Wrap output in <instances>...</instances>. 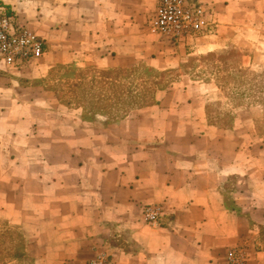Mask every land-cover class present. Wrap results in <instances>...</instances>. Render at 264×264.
Returning <instances> with one entry per match:
<instances>
[{
  "label": "crops",
  "instance_id": "0c3cea01",
  "mask_svg": "<svg viewBox=\"0 0 264 264\" xmlns=\"http://www.w3.org/2000/svg\"><path fill=\"white\" fill-rule=\"evenodd\" d=\"M204 1L215 29L174 42L150 30L158 0H0L45 41L0 74V218L34 239L37 264L99 251L110 264H226L232 248L264 264V106L235 91L239 70H264V0ZM194 57L215 71L192 73ZM67 64L180 73L106 123L37 83Z\"/></svg>",
  "mask_w": 264,
  "mask_h": 264
},
{
  "label": "built area",
  "instance_id": "2783aa9c",
  "mask_svg": "<svg viewBox=\"0 0 264 264\" xmlns=\"http://www.w3.org/2000/svg\"><path fill=\"white\" fill-rule=\"evenodd\" d=\"M213 6L204 0H158L150 21L152 33L181 42L190 37L212 32L216 24L212 20ZM44 38L26 24H21L0 7V68H20L41 58L45 52ZM145 220L159 223L161 209L148 205ZM111 256L99 251L88 264H110ZM226 264H250L242 248H232Z\"/></svg>",
  "mask_w": 264,
  "mask_h": 264
},
{
  "label": "rangeland",
  "instance_id": "374dc122",
  "mask_svg": "<svg viewBox=\"0 0 264 264\" xmlns=\"http://www.w3.org/2000/svg\"><path fill=\"white\" fill-rule=\"evenodd\" d=\"M236 51V50H235ZM217 55H211L207 58L217 59ZM205 57H194L192 60V65L194 66L192 70V73L198 69L201 64L203 65V68H200L197 75L205 73L206 72H214L215 69H212L211 67H206L207 63L205 60H207ZM201 60V61H200ZM223 62L217 63V66L219 70L223 72L229 71L226 67H221L224 63V58L222 60ZM196 66V68H195ZM123 69H137L140 71L141 76L143 79H139V83H143L145 85V89H143L142 94L145 93L148 97L149 103L154 102L155 93L159 89L166 88L170 85L171 81L176 79L179 75L178 69H169L166 71H159L156 70L154 67H150L145 64H138L135 65L132 68H123ZM103 70L88 66V67H77L73 64H67V65H59L54 67L47 77H44L37 81V83L42 84L44 88L54 91L59 99L61 100L62 104L65 106H68L69 108H81L80 105L84 104L86 101H83V98L85 97L86 100L95 103L94 106H100L101 101H99V92L101 91V86L99 88ZM251 72H257L260 73L262 70H250ZM264 71V70H263ZM11 68H0V74L6 75V76H13L11 73ZM228 81H231L230 79ZM137 82V80H136ZM93 85V86H92ZM96 86V87H95ZM95 87L94 93H92L94 96L87 97L85 96L87 91H90V88ZM226 87V86H225ZM227 88V87H226ZM244 87L241 86L240 88L236 89L235 91H243ZM247 92V90H245ZM226 89V93H228ZM84 96V97H83ZM242 102V101H240ZM237 103V102H236ZM13 116V115H12ZM97 120H102L104 117L102 116H96ZM34 215V214H31ZM12 231H18L22 234V247L21 251L24 253V257L20 261H14L9 264H37L35 259V249L34 245H30L28 240H30L34 244V239L27 237L24 234V231L22 228L18 225L10 224L7 220L0 218V233H4L5 237L0 238V252L3 251V253H7L8 248L10 247V239H9V233ZM38 231V230H36ZM31 232L35 235L34 227L31 229ZM46 246H43L42 249L44 250Z\"/></svg>",
  "mask_w": 264,
  "mask_h": 264
},
{
  "label": "trees",
  "instance_id": "16d2710c",
  "mask_svg": "<svg viewBox=\"0 0 264 264\" xmlns=\"http://www.w3.org/2000/svg\"><path fill=\"white\" fill-rule=\"evenodd\" d=\"M101 78V91L99 92L100 106H94L92 102L86 101L80 105L82 107V117L86 120H97L96 116L104 117L106 123L114 122L124 116L132 109L146 106L149 103L145 93L142 94L145 85L139 83L143 79L137 69H109L103 70ZM242 79L244 93H248L249 102H259L264 106V71L257 73L250 70H239ZM137 80V82H136ZM99 85V86H100ZM93 86V85H92ZM96 87V86H95ZM95 87H91L85 96H94ZM100 88V87H99ZM5 237L0 233V238ZM10 247L7 253L0 252V264H9L14 261H20L25 255L21 251L22 234L18 231L9 233Z\"/></svg>",
  "mask_w": 264,
  "mask_h": 264
}]
</instances>
